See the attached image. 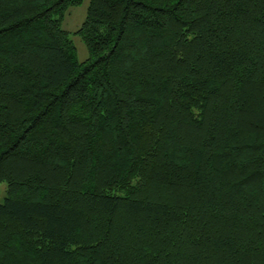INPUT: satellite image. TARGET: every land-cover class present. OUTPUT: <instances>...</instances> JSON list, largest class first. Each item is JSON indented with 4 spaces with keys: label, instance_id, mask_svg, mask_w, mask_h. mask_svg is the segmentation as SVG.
Segmentation results:
<instances>
[{
    "label": "trees",
    "instance_id": "16d2710c",
    "mask_svg": "<svg viewBox=\"0 0 264 264\" xmlns=\"http://www.w3.org/2000/svg\"><path fill=\"white\" fill-rule=\"evenodd\" d=\"M83 2L0 0V264H264V0Z\"/></svg>",
    "mask_w": 264,
    "mask_h": 264
},
{
    "label": "rangeland",
    "instance_id": "374dc122",
    "mask_svg": "<svg viewBox=\"0 0 264 264\" xmlns=\"http://www.w3.org/2000/svg\"><path fill=\"white\" fill-rule=\"evenodd\" d=\"M89 3L90 0H84L80 7L71 8L68 11L66 19L63 23L64 30L71 34V39L77 49L78 58L81 62H84L89 58V53L82 38L80 36L74 35V33L81 28L83 22L85 21ZM5 187V185H2V189H5ZM0 201H3L1 194Z\"/></svg>",
    "mask_w": 264,
    "mask_h": 264
}]
</instances>
